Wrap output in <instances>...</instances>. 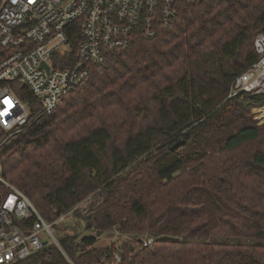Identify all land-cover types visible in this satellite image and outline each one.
I'll return each mask as SVG.
<instances>
[{"label": "trees", "instance_id": "trees-1", "mask_svg": "<svg viewBox=\"0 0 264 264\" xmlns=\"http://www.w3.org/2000/svg\"><path fill=\"white\" fill-rule=\"evenodd\" d=\"M257 32L264 0H199L5 139L0 174L45 221L73 214L133 235L98 247L96 234L64 231L13 264H264V131L241 113L215 124L240 102L230 85L258 59Z\"/></svg>", "mask_w": 264, "mask_h": 264}, {"label": "built area", "instance_id": "built-area-1", "mask_svg": "<svg viewBox=\"0 0 264 264\" xmlns=\"http://www.w3.org/2000/svg\"><path fill=\"white\" fill-rule=\"evenodd\" d=\"M198 1L0 0V145L52 111L64 94L85 85L92 70L105 69L111 53L136 37L152 39ZM254 37L259 57L233 79L230 96L264 95V33ZM21 89L32 95L30 103ZM0 182L8 190L0 199V264L24 259L49 240L58 244L54 227L65 214L45 221L21 189L1 174ZM152 241L145 238L143 245ZM112 260H120L118 252Z\"/></svg>", "mask_w": 264, "mask_h": 264}, {"label": "rangeland", "instance_id": "rangeland-1", "mask_svg": "<svg viewBox=\"0 0 264 264\" xmlns=\"http://www.w3.org/2000/svg\"><path fill=\"white\" fill-rule=\"evenodd\" d=\"M255 31H259V30H255ZM247 95H250V94H247ZM238 98L240 99L241 103L235 99L234 100L232 99L229 102V106H228L227 110L225 111V113L222 114V116L216 120L215 124L219 125L220 123H222V121H229L230 122V120L232 119L234 114L241 113L245 116L253 118L256 121V123L259 124L261 126L262 130L264 131V104H262V105H257V104L249 105L245 101L246 97L243 93H241V95H239ZM230 124H232V122ZM3 179L8 184L12 185L4 177H3ZM12 186H15V185L13 184ZM5 187L7 188V185L2 183L0 189L2 191H4L3 189ZM94 198H95V196L90 194L78 203L82 212H83V210L88 211L89 202L93 201ZM62 221L63 222L61 223V225H57L58 226L57 228L54 227V232H53L54 237H56V235L63 233L64 231H75L79 236H81V235H95L96 234L99 237L97 242H96V246H98V247H100V246L105 247L112 242H115L118 244L122 240L127 239L129 236L133 237V235H131V234H128V235L122 234L118 230H114L112 232V235L106 234L105 232L98 233V231L96 229L95 230H88V229H86V226H87L86 221L83 220L82 217H77V216H74L73 214H68L67 216H65V218ZM64 226L66 227V229H63L60 231V228L62 229ZM150 236L151 235L144 233V235H141V238H143V240H144L145 238H148Z\"/></svg>", "mask_w": 264, "mask_h": 264}, {"label": "snow or ice", "instance_id": "snow-or-ice-1", "mask_svg": "<svg viewBox=\"0 0 264 264\" xmlns=\"http://www.w3.org/2000/svg\"><path fill=\"white\" fill-rule=\"evenodd\" d=\"M5 103H9L8 101H5Z\"/></svg>", "mask_w": 264, "mask_h": 264}, {"label": "water", "instance_id": "water-1", "mask_svg": "<svg viewBox=\"0 0 264 264\" xmlns=\"http://www.w3.org/2000/svg\"><path fill=\"white\" fill-rule=\"evenodd\" d=\"M23 86V85H22Z\"/></svg>", "mask_w": 264, "mask_h": 264}]
</instances>
